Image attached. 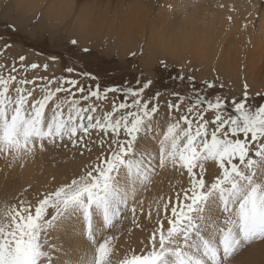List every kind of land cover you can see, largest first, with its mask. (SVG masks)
Segmentation results:
<instances>
[{
	"label": "snow or ice",
	"instance_id": "6c2138e0",
	"mask_svg": "<svg viewBox=\"0 0 264 264\" xmlns=\"http://www.w3.org/2000/svg\"><path fill=\"white\" fill-rule=\"evenodd\" d=\"M25 60L19 57L24 73L41 67L25 65ZM43 68L47 71L48 64ZM17 71L14 63L8 69L0 64V156L15 163L34 157L37 149L43 152L48 145L68 143L90 151L87 145L93 132L110 138L100 139L102 152L95 163L43 194L35 206L26 200L0 203V264H64L61 256L68 258L67 264H114L119 235L107 233L129 213L132 223L140 227L136 197L158 170L166 168L186 170L189 187L175 193V203L171 197H160L168 226L160 218L157 201L158 224L146 250H131L118 264H229L246 246L264 242V103L249 102L247 83L244 98L239 102L233 98L230 106L220 96L193 99L173 92L170 95L177 101L165 102V124L161 93L144 98L150 79L138 88H101L71 76L18 79L13 74ZM75 71L66 68L69 74ZM78 75L96 79L88 72ZM108 93L123 99L113 101L110 111L95 115L98 102L106 100ZM255 96L264 100V93ZM186 100V110L176 119L173 111L180 113ZM227 107L234 112L226 111ZM208 111L214 114L211 119L205 117ZM150 141H155V149ZM210 163L219 170L212 178ZM151 215L150 206L149 219ZM61 226L78 237L83 256L74 258L75 249L65 250L53 242L49 233Z\"/></svg>",
	"mask_w": 264,
	"mask_h": 264
},
{
	"label": "bare ground",
	"instance_id": "6f19581e",
	"mask_svg": "<svg viewBox=\"0 0 264 264\" xmlns=\"http://www.w3.org/2000/svg\"><path fill=\"white\" fill-rule=\"evenodd\" d=\"M8 1L16 4L18 9L23 8L29 12L37 4L45 3L47 6L42 13L52 18L55 17V19H61V21L74 14L72 23L75 33L86 37L102 30V26L107 29V32L113 30L121 20L119 29L109 33L112 36L111 41L118 42L120 48L121 45L138 47L139 44H143L148 50L157 49V52L160 51L169 59H177L180 66L182 63L201 65L205 62L202 64L209 69L215 66L213 64H219V68L226 71V74L238 69L237 66H244L246 72L243 80L247 83L249 81L252 83L255 77L258 78L264 68V0H91L94 4V1L104 3V5L98 4V10H94V6L86 2L90 0ZM72 4H74V10ZM105 4H111V9H108ZM117 16L120 20L116 19ZM112 46L115 45L112 44ZM119 53L123 55L122 52ZM175 62L177 63L176 60ZM150 146L153 149L157 147L155 143L151 145V142ZM45 158L48 157L36 158V163H38L33 166L31 157L13 163L10 157L0 156V203H2V198L7 196L13 199L12 204L17 203V196L22 195L24 189H27L24 193L26 197H30L29 199L34 198L36 193L42 197L38 192H44L48 185H41L42 181L35 179V176L38 178L44 173L42 168L46 163ZM186 174L187 172L183 173L179 169L158 170L152 183L139 193L135 203L137 223L140 227L132 223L131 213H129V221L123 224L120 234L117 233L119 239L113 254L114 264H118L125 254L131 255V250H135L136 253L146 250L150 236L144 234L146 228L143 227L148 225V222L154 223L158 220L157 214H154L157 201L161 205L160 218L164 219L165 228L168 226L162 209L164 201L160 200V197H171L173 202H176L175 193L178 191L179 182L183 181L181 186H178L179 191L189 186ZM214 175L215 172L212 177ZM20 177H23L21 183ZM52 186L54 185L49 186L50 189ZM141 200L143 204L140 203ZM150 206L152 215L149 219ZM141 208L144 210L143 213L140 212ZM168 215H170V210ZM49 235L57 246L62 245L65 250L75 249L72 252L74 258L84 255V249L77 244L78 237L72 235L63 226L52 230ZM67 259V257H60V261L64 264H67ZM257 263L264 264V242H253L229 261V264Z\"/></svg>",
	"mask_w": 264,
	"mask_h": 264
},
{
	"label": "rangeland",
	"instance_id": "374dc122",
	"mask_svg": "<svg viewBox=\"0 0 264 264\" xmlns=\"http://www.w3.org/2000/svg\"><path fill=\"white\" fill-rule=\"evenodd\" d=\"M86 2L90 6L93 5L94 10H98L99 5H104L103 2L99 1H94L95 4L92 3L91 0ZM74 4L71 5L73 10ZM105 5L108 9H111V4ZM46 6L47 4L45 3L41 5L37 4V6L32 7L29 12L23 8L18 9L16 4L12 1L0 0V64L5 65V69H8L14 63L18 71L13 74L17 75L18 79L25 75L27 79L38 76L48 78L71 76L72 78L79 79L81 83L85 85L91 84L94 86L98 83L101 88L111 86L138 88L150 79L152 84L145 90L144 98L148 99L149 97L155 96L157 92L161 93L159 97L161 104L160 113L162 121L165 124L168 122V109L165 102L168 100H172L173 102L177 101V97L170 95L173 92L192 97L193 99L196 97H204L207 100H214L216 96H220L225 99V104L229 106L233 98H235L237 102L244 98V84L247 83L243 80V76L246 72L244 66H237L238 69H234L230 71L229 74H226V71L219 68V64H213L215 66L209 69L204 65L205 62H202L204 64L201 63V65H186L182 63L180 66L177 59L170 58L172 59L170 60L169 57L162 55L160 51V53L157 52V49L153 50L151 48L153 50L151 51V49L148 50L144 48L143 44H139V46L136 44L138 47H133V45L128 47L121 45L122 47L120 48L118 42L111 41L112 36L110 35L111 31H117L119 29V23H121L119 16H117L116 19L119 18L118 20L120 21H118L116 28L113 30L107 32V29L102 26V30L86 37L83 34L75 33L72 23L74 14H72V16L69 15V17H66L63 21L57 18L56 20L55 17L52 18L42 13ZM64 6L66 7V5ZM143 37L142 35V38ZM72 40H76L77 44L72 45L70 43ZM143 40H145V38H143ZM112 44L115 46H112ZM4 45H11V47L5 49ZM85 48L89 51L84 52L83 49ZM115 48L119 49V51ZM119 52H122L123 55H120ZM132 53H135V55H132ZM20 56L26 57L24 61L25 65L37 63L41 67L38 70H29L27 73H24L20 70ZM53 56L57 57V59H50V57ZM161 61H163L164 64H162ZM44 64H48L47 71L43 68ZM69 66L73 67L76 71L71 74L67 73L66 68ZM218 69L222 71L220 72ZM238 70H240V72ZM79 72H88L95 76L96 79L92 80L81 77L78 75ZM5 74H7V71H5ZM179 77H183V79ZM189 77L193 79L190 81L188 79ZM137 81H139V83H137ZM205 82L214 84L215 86L209 88ZM247 85L249 102L254 105L264 103V100L255 96L256 93H264V68H262V72L259 73L258 78H253V82L250 83L249 81ZM36 95L39 96L40 93L37 92ZM58 95H63V93ZM79 95L80 94L77 93V96ZM122 99L123 97L117 93H108L106 100L98 102L100 107L95 115H102L103 111H110L113 101L119 103ZM87 103L86 101H82V104ZM188 103L189 101L186 100L184 106L181 108V112L177 113L173 111L172 115L175 116L176 119H179L180 114L186 110ZM201 107H206V104ZM226 111L234 112V109L227 107ZM213 115L211 111L205 113V117L209 119H211ZM101 138L107 141L110 137H103L102 133L97 134L93 132L91 139L86 138L88 139L87 146L91 149L90 151L85 150L81 145L73 147L68 143L67 146L61 145L58 147L48 145L46 146V151H40V153L36 151L38 154H35L34 157L30 156L33 166H36L38 163H36V158L41 159L45 156L48 157L44 159L46 163L43 161L45 168H42L43 172L46 174L42 173V176L39 175L38 178L35 176L36 174L34 176L35 179L42 181L41 185H48L47 187L54 185L51 189L50 187L49 189H47V187L45 190L42 189L44 192H38V194L43 195L47 192L54 191V188L70 181L77 175L79 176L86 166L95 163L97 157L100 156L102 152L99 143ZM150 142L151 145L155 143V141ZM208 167V176L212 178L214 172L215 174L218 173V167L211 163ZM185 172L186 170H183V173ZM22 178L23 177H20V183ZM186 179H189L187 174ZM182 182L183 181L179 182V187ZM178 186L177 192H180ZM26 190L27 189H24V192H26ZM24 192L22 194L24 197L22 195L17 196L18 200L27 198L29 201L27 199L26 201L30 202L33 206L38 202V198H42L36 193L34 194V198L29 199L30 197H26L27 195L25 196L26 193ZM10 198L9 196L2 198L1 202L3 203L5 200H9L10 202H7L12 204L11 201L13 199L11 200ZM49 212H52V209H50ZM127 221H129V218L128 220L124 219L118 224L117 228L112 229V231L107 234H120L121 230H123V224ZM156 222H158V220H155L154 223L148 222V225L143 227L146 228L144 232L146 236H150L152 231L157 227L158 223ZM129 223L131 225V222ZM114 231L116 232L115 234Z\"/></svg>",
	"mask_w": 264,
	"mask_h": 264
}]
</instances>
